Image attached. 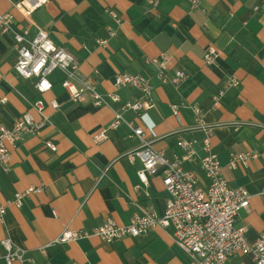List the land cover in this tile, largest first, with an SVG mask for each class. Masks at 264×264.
Instances as JSON below:
<instances>
[{"label":"crops","instance_id":"1","mask_svg":"<svg viewBox=\"0 0 264 264\" xmlns=\"http://www.w3.org/2000/svg\"><path fill=\"white\" fill-rule=\"evenodd\" d=\"M17 1L0 0V12L12 13L17 31L30 39L39 27L46 30L55 45L79 61L80 71L99 93L116 92L120 101L108 106L71 102L61 86L65 75L58 69L48 77L49 92L39 93L35 78L14 72L18 53L13 36L0 32V98L5 99L0 101V123L11 128L25 111L39 121L30 107L36 99L44 102L46 117L41 132L24 134L10 149L8 167L0 166V204L30 186H43L20 207L6 206L0 239L10 238L30 259L12 264H189L188 255L171 238V227L111 242L91 236L51 243L65 227L91 231L108 218L125 225L135 214L163 215L169 194L161 166L143 183L137 175L141 160L128 158L144 141L172 158L182 153L179 137L195 138L194 149L203 155L202 139L209 136L224 179L250 194L236 225L246 227L249 241L264 231V0H198L195 6L193 0H49L32 13L31 22L12 7ZM108 28L116 34L100 48L96 40ZM210 45L218 56L208 65L203 56ZM160 55L168 60L167 76L181 70L186 78L178 84L163 83L158 67L150 62ZM123 72L149 79L153 87L154 105L142 118L133 111L124 113L143 128L142 139L130 137L124 124L108 128L124 101L142 95L130 87L115 89L114 76ZM230 77L238 78L239 86L225 89L215 105L214 96ZM51 100L58 102L57 109L50 106ZM193 104L209 132L193 128ZM171 105L179 107L178 120ZM102 129L107 138L96 142ZM45 140L56 150L46 148ZM253 151L256 157L229 165L231 153ZM185 167L201 186L208 184L198 162H186ZM0 264H5L2 259ZM224 264L254 263L249 254H235Z\"/></svg>","mask_w":264,"mask_h":264},{"label":"built area","instance_id":"2","mask_svg":"<svg viewBox=\"0 0 264 264\" xmlns=\"http://www.w3.org/2000/svg\"><path fill=\"white\" fill-rule=\"evenodd\" d=\"M49 0H19L12 3V7L31 22L32 13L47 5ZM197 5L198 0H193ZM112 18L120 25L121 20L114 12H110ZM0 32L10 33L13 36L18 57L13 70L21 78H35V89L39 93L49 92L51 82L49 75L56 69L62 71L65 78L61 86L71 102L82 103L87 100L95 106H108L109 103L120 101L116 92L104 95L96 90L94 81L82 74L79 69V61L64 48H60L49 39L46 30L38 28L32 38L17 31L13 25V15L10 12H0ZM116 34V29L108 28L107 34L96 40L100 48L107 47L109 40ZM218 56L217 49L210 45L207 47L203 59L208 65L212 64ZM150 62L159 70L161 81L178 84L186 78L184 71L176 70L169 77L165 74L168 60L164 55L153 57ZM240 80L230 77L224 83V88L214 96V104L219 105V99L225 89L238 87ZM115 89L130 87L141 91L142 95L134 100L124 101L120 109L114 112V118L108 128L115 129L124 124L130 131V137L142 139L143 128L135 126L124 117L126 111L135 112L140 118L145 111L154 105L152 92L153 87L149 81L137 74L127 72L118 73L114 76ZM5 99L0 98L3 102ZM54 109L59 107L56 100L50 101ZM41 117L37 121L30 111L23 112L14 122L11 128L0 123V166L6 169L11 160V147H15L22 140L24 134H39L44 127V102L36 99L30 104ZM173 116L179 119V107L171 105ZM194 115V129L209 132L208 125L204 122L203 114L195 104L191 105ZM107 129V128H106ZM102 129L94 137L96 142L107 138V130ZM177 146L182 150L172 158H167L165 153L151 147L149 142L144 141L142 146L128 154L130 161L135 157L141 160L142 166L138 168L137 175L141 182L147 183V174H156L159 166L162 168V183L169 194L163 215L144 212L131 217L128 224L120 225L113 219H106L101 225L94 226L91 231L83 229H70L65 227L60 234L51 242L66 243L83 237H98L106 242L129 236L136 237L146 234L154 227H171V238L183 252L189 257V264H224L229 257L235 254H249L254 264H264V231L259 236L249 241L246 237V227L236 225L240 209L249 205L250 194L242 187H231L221 174V165L216 153L211 150L209 136L202 139L203 155L196 153L195 138H182L177 140ZM44 146L51 151L56 146L49 140L44 141ZM256 152L231 153L229 165L234 166L239 162H246L249 158L256 157ZM186 162H198L208 180L203 187L193 171L185 167ZM43 186H30L27 189L16 192L13 198L5 204H0V223L4 222V214L7 205L20 207L22 201L30 193H39ZM264 195V187L262 189ZM0 259L5 264L24 263L30 261L25 257L24 250L16 247L10 238L0 239Z\"/></svg>","mask_w":264,"mask_h":264}]
</instances>
